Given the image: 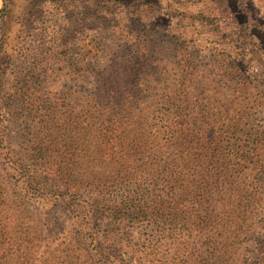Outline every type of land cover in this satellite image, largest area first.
Returning <instances> with one entry per match:
<instances>
[{
    "label": "trees",
    "instance_id": "16d2710c",
    "mask_svg": "<svg viewBox=\"0 0 264 264\" xmlns=\"http://www.w3.org/2000/svg\"><path fill=\"white\" fill-rule=\"evenodd\" d=\"M218 12L177 15L205 45L212 79L195 68L186 35L141 12L131 25L88 21L138 40L118 62L100 68L90 49L51 54L50 66L83 73L80 96L43 94V57L20 68L12 99L29 139L23 132L13 149L0 110V264H231L241 251V264H264L249 189L264 177V47L249 18ZM27 206L68 219L52 249Z\"/></svg>",
    "mask_w": 264,
    "mask_h": 264
},
{
    "label": "rangeland",
    "instance_id": "374dc122",
    "mask_svg": "<svg viewBox=\"0 0 264 264\" xmlns=\"http://www.w3.org/2000/svg\"><path fill=\"white\" fill-rule=\"evenodd\" d=\"M138 1L140 0H0V110L5 114V119H8L6 136L13 149L17 151L15 147L18 142H22L23 138L29 139L26 134L29 131L28 125L25 126L26 121L21 111L17 110L19 106L12 99L13 81L21 67H30L32 63H35V59L43 57L48 64L43 66L42 75L49 79L44 85L43 94L48 98L51 97L50 95L62 96L68 93L80 96L87 88L83 73L69 74L62 65L50 66L49 58L52 53H61L65 49H70L69 52L73 56H78L84 49H90L94 53L96 65L102 68L110 65L113 60L118 62L125 50H133L131 45L138 40L132 38V35H125L127 33L121 35L118 30L106 28L104 30L100 24L96 23H100L104 15L107 19L116 17L117 20H122V25L125 22L131 25L132 20L129 19L141 12L144 23L160 24L159 22H162L161 29H167L173 34L186 35L195 68L206 71L205 75L211 79L219 73L215 72L211 66V60L204 51L205 45L199 43L196 34H190L192 33L191 25L179 19L177 15H187L200 10L213 14L219 11L216 15L228 13L237 17L238 21L242 17H247L249 33H253L257 44L264 47V42H261L264 37L262 34L264 26L261 24H264V0H195L202 3H196L194 0H180L172 5L171 9L175 7L178 9L173 13L165 10L171 0H147L150 2L149 6ZM133 4L140 5L130 7ZM167 12L173 16L172 19L163 17ZM257 25H260V28H257ZM252 26H254L253 29H251ZM69 36L73 37L72 41H65ZM58 37H60L58 41L51 42ZM68 42H71L70 46H67ZM98 50L101 52L96 55ZM172 54L165 52L161 58L169 64L173 62ZM69 55L67 54L66 57ZM261 126L264 130L262 121ZM22 133L23 138H20ZM2 173L0 170V177ZM249 183L251 184L249 189L252 188L256 194L251 207L255 209L257 226L261 227L256 231L254 239L264 242V177ZM25 220L36 224L39 221L42 226L47 224L45 228L50 232V236L47 232V237L42 236L40 240L38 239L42 248L48 246L52 249L48 239L63 238L70 227L68 219L59 207L41 209L36 206H27ZM55 242L58 243V240ZM249 244L252 245V243ZM244 257V251L235 253L231 264H241Z\"/></svg>",
    "mask_w": 264,
    "mask_h": 264
}]
</instances>
